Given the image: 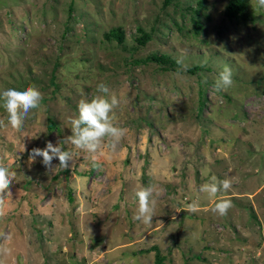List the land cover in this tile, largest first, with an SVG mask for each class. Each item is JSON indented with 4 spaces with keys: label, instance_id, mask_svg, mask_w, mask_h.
Wrapping results in <instances>:
<instances>
[{
    "label": "rangeland",
    "instance_id": "obj_1",
    "mask_svg": "<svg viewBox=\"0 0 264 264\" xmlns=\"http://www.w3.org/2000/svg\"><path fill=\"white\" fill-rule=\"evenodd\" d=\"M250 2L245 24L225 17L227 0H0V92L43 94L20 130L0 129V159L15 173L4 264H154L157 250L163 264H264V7ZM119 26L124 41L106 40ZM140 28L152 35L144 45ZM154 52L174 69L143 60ZM225 66L234 82L217 91ZM100 83L121 100L115 123L127 133L115 151L103 142L97 168L68 137ZM49 141L72 152L68 169L30 162ZM212 176L233 185L209 200L199 189ZM150 185L161 195L144 224L136 192ZM221 198L232 202L224 216L213 211ZM194 201L198 212L184 210Z\"/></svg>",
    "mask_w": 264,
    "mask_h": 264
},
{
    "label": "clouds",
    "instance_id": "obj_2",
    "mask_svg": "<svg viewBox=\"0 0 264 264\" xmlns=\"http://www.w3.org/2000/svg\"><path fill=\"white\" fill-rule=\"evenodd\" d=\"M256 4L264 7V0H256ZM233 73L230 67L225 66L214 81L217 91H226L233 85ZM97 95L93 98L82 99L78 104V116L69 121L72 135L68 137L70 143L77 149L84 150L91 155V163L94 167H100V156L103 155V142L107 139L108 147L115 151L119 142L126 136L127 130L117 126L115 123V109L120 106L121 100L111 93L110 88L105 83L97 85ZM43 94L35 86L29 85L23 90L9 88L0 92V101L7 112V122L0 119V129L11 127L20 130L30 113L42 108ZM36 157H42V162L51 171L55 167L68 169L73 159L71 151L64 150L60 143L53 144L49 141L45 148H33L29 160L34 161ZM54 158H58L59 164L53 166ZM15 180L13 173L7 164L0 159V217L5 215V194ZM233 181L223 179L218 181L216 176H212L210 182L201 185L199 191L206 194V198L211 200L217 197L221 191L227 192L231 189ZM161 195V190L153 185L142 188L136 192L138 198V210L134 219L144 224H150L155 216L156 199ZM232 207L231 200L221 198L215 203L213 211L219 215H227ZM187 212H198L199 205L196 201L192 202ZM180 211V210H179ZM0 239H7L4 233H0ZM9 249L0 245V255H7ZM0 264H4L0 260Z\"/></svg>",
    "mask_w": 264,
    "mask_h": 264
},
{
    "label": "trees",
    "instance_id": "obj_3",
    "mask_svg": "<svg viewBox=\"0 0 264 264\" xmlns=\"http://www.w3.org/2000/svg\"><path fill=\"white\" fill-rule=\"evenodd\" d=\"M171 1L172 0H164V6L169 5ZM252 9L253 8L250 0H227L224 9V15L229 20H236L238 22H243L246 24L249 21H255V16L254 13L252 12ZM70 10H72V6L70 7ZM194 27L196 29V33H199V31L202 29V24L198 20L194 19ZM140 31H141V35H139L136 39L139 44L144 45L148 43V41H150L152 35L151 33L144 31L142 28H140ZM104 37L106 40L115 39L120 43H122L125 39V34L123 28L119 26V27H114L109 31L105 32ZM143 60L156 62L160 65V67L163 70L174 69L176 63L173 57H171L169 54L164 52L161 53L154 52ZM202 67L203 66L201 64H195L189 67L188 71L195 73L198 70L202 69ZM55 127H57L56 123L52 118H49L48 120L49 130H53ZM164 260H165V256L161 255L159 250H157L154 264H163Z\"/></svg>",
    "mask_w": 264,
    "mask_h": 264
}]
</instances>
